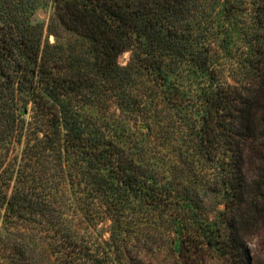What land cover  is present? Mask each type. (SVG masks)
Returning <instances> with one entry per match:
<instances>
[{
  "label": "trees",
  "instance_id": "trees-1",
  "mask_svg": "<svg viewBox=\"0 0 264 264\" xmlns=\"http://www.w3.org/2000/svg\"><path fill=\"white\" fill-rule=\"evenodd\" d=\"M51 2L46 23L30 20L35 4L10 19L11 41L0 28V264H150L157 239L129 230L140 227L136 214L161 205L177 210L176 264L264 263V168L252 179L247 166L264 159V0L247 79L199 94V107H213L200 127L183 73L219 78L210 58L236 27L234 0ZM209 3L217 13H205ZM145 143L176 151L161 163L163 180L157 162L143 161ZM203 154L227 193L218 226L190 188ZM251 214L247 232L240 221Z\"/></svg>",
  "mask_w": 264,
  "mask_h": 264
},
{
  "label": "rangeland",
  "instance_id": "rangeland-1",
  "mask_svg": "<svg viewBox=\"0 0 264 264\" xmlns=\"http://www.w3.org/2000/svg\"><path fill=\"white\" fill-rule=\"evenodd\" d=\"M234 2L237 5V18L235 21L236 27L233 30L232 26L227 33L223 34L222 37H220L222 39L224 48L222 50L216 49V51H213L210 58V63H213L220 68L219 78L214 77L213 74L208 79L207 77L204 79L200 76L192 78L190 76V73L186 71L183 73L185 75V77H183L185 86L189 85V93L186 100L189 104H191V107H194L195 113L193 114V117L198 120L197 124L199 125V127L201 125H205V120H203L205 111H210L213 109V107H199V105L197 104V102L199 103L200 101V97H198L199 94H203L207 87H214L218 83V81H222L223 83L228 84H235V81L243 82L247 79V72L249 70H247L246 67L247 63H249L250 53H252V49L250 48L252 47L251 28L257 10V0H234ZM32 4H35V8L30 13V20L32 22L46 23L53 11L51 0H0V28L2 30H5V38H7L8 41H11V38H9L10 35L8 28H6L7 23L10 22V19H21L26 13L25 10L29 9ZM204 11L207 14H214L215 12H218L214 5L210 3ZM206 26L207 25L205 24L204 27ZM238 29H240V31ZM243 31L245 33H241ZM53 40L54 36L52 34L46 35L45 31L43 34V43L52 42ZM205 48L209 49V46H206ZM171 57L175 58L176 56ZM119 59L122 63H125L128 59V52L122 54ZM176 59L178 58L176 57ZM183 65L184 67H188L187 64ZM217 70L219 69L217 68ZM3 80L4 77L0 76V82H3ZM240 85H242V83H240ZM3 92L5 93V91L1 92L2 95ZM192 94H194V96ZM2 101L4 103L6 102L4 96L2 98ZM77 103L78 102H75L76 106H78ZM200 109H204V112H201ZM184 131L185 134H187V132L190 134V128H185ZM180 142L181 139L178 138V141L174 143V147L178 146ZM190 153L193 154L194 152L190 150ZM175 154L176 151L170 145L160 144L148 146V144L145 143L143 161L149 164L157 162L159 165L158 169L160 170L156 175V179L163 180L168 176V174L162 171L166 168H163L161 163L166 160L168 161L169 165L172 164V162L174 161V157H177V155ZM193 156L194 158H196V156L200 155H196L195 152V155ZM203 156V158H205V162L203 159L202 163L200 164V168H203V170L200 172V174L196 172V176L199 181L197 182L196 179V181L190 185V188H195L194 190L191 189V191L193 192H195L196 190L200 192L199 195L202 199V203H204L203 216L205 222L216 223V225L218 226L220 223H222V212L224 211V206L227 201V193L225 189H223L218 183H214L216 177L215 171L213 170L214 168L209 165V163H211V156L207 154H203ZM253 157V164H251V159L247 163V166L249 165L251 167V178L257 179L261 175L262 168H264V159H260L257 155H254ZM205 187H208L206 193L204 192ZM173 207L170 208L171 211L167 210L163 205L157 208L147 207L146 214L138 213L134 216V221L136 220V227L137 225L138 227H140L137 228V232L129 230V234L132 237H136L142 234V232L150 231V235H152V238H154L155 240L157 239V250L153 251L150 264H176L175 260L177 256L174 253V244L178 243L179 229L177 227V210ZM254 218V214L247 216V218L243 220V222L240 221V228L244 231L249 232L254 225ZM192 220L193 226L191 229H195L196 224H194V218ZM105 225H107V223H100L94 230L95 236L98 238V241L105 240L109 235V232L107 231ZM140 229L143 230L140 232ZM175 229H178L177 232L175 231ZM101 230H103V232H101ZM197 240L200 239H195V241ZM262 252V249L258 250L256 252V258L259 255L258 257L261 256L260 258L264 262ZM117 263L128 264L124 258H121V260H119V262ZM255 264L264 263H262V261H256Z\"/></svg>",
  "mask_w": 264,
  "mask_h": 264
}]
</instances>
